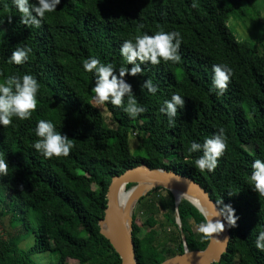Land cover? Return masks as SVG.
I'll return each instance as SVG.
<instances>
[{"label":"trees","instance_id":"trees-1","mask_svg":"<svg viewBox=\"0 0 264 264\" xmlns=\"http://www.w3.org/2000/svg\"><path fill=\"white\" fill-rule=\"evenodd\" d=\"M253 1L195 0L192 7L193 0H60L40 28L33 29L20 23L11 0H0V81L30 73L40 84L31 118L13 117V123L0 126V158L9 166L7 175L0 176V264H38L34 254L39 252L49 253L47 264H121L101 234L99 220L111 178L141 162L191 177L221 201L220 208H234L238 219L229 227L228 252L218 264H264V252L254 245L258 231L264 230V196L247 183L251 162L264 160V24H255L251 42L240 40L229 26L230 15L244 13ZM158 29L180 32L181 59L145 62L144 75L125 74L146 111L131 119L121 108L94 100L95 78L83 71L82 59L93 56L112 63L118 74L122 41ZM24 45L32 48L29 60L7 62L14 48ZM213 64L233 70L222 95L209 91ZM148 78L158 87L155 96L140 88ZM174 91L184 96V107L177 109L169 127L168 117L158 109ZM40 119L51 120L72 140L67 157L44 159L31 148ZM220 127L227 137L224 153L212 172H200L192 161L202 151L190 154L187 147L192 141L203 143ZM133 134L138 137L134 152ZM159 190L169 199L150 200ZM139 204L149 212L144 223L151 226L141 233L133 216L139 264H160L185 248L207 246L208 240L194 230L203 217L189 201L182 199L176 206L171 191L155 188ZM160 208L174 214H165L174 230L162 235L153 228V214ZM30 234L34 243L24 249L21 243ZM161 242L174 247L162 250Z\"/></svg>","mask_w":264,"mask_h":264},{"label":"clouds","instance_id":"clouds-1","mask_svg":"<svg viewBox=\"0 0 264 264\" xmlns=\"http://www.w3.org/2000/svg\"><path fill=\"white\" fill-rule=\"evenodd\" d=\"M16 12L20 15V23L33 29H39L42 19L46 13H53L60 0H11ZM192 7H196L193 0ZM182 37L179 31H164L158 29L151 35L147 33L136 34L129 39H124L120 45L119 53L122 63L118 70L114 71L112 63H102L96 57L89 56L82 59V69L86 73H92L95 84L91 91L94 100L103 104L110 103L114 107H119L131 119L143 114L146 108L137 102L133 94L131 85L124 79L125 74L136 76L144 75L141 68L142 63L152 65L159 64L161 61L177 63L180 61L179 47ZM32 48L24 45L14 48L7 62L21 65L29 60ZM132 67L129 68L128 65ZM212 77L209 91L216 90L217 95H222L227 89L228 82L233 75V70L226 64H213L211 66ZM40 84L30 73L23 75L11 74L5 76L0 81V126H8L13 123V117L18 120H28L37 108V93ZM141 90L155 96L158 87L148 78L140 85ZM184 107V96L179 92H172L170 99H165L159 107V112L168 117V125L172 127L175 123L177 109ZM14 126V125H13ZM36 139L32 142L33 148L44 159L51 157H67L73 148L70 138L62 135L56 130V126L51 120L40 119L36 121L34 128ZM227 144V137L223 127L218 128L211 136L205 137L203 143L190 142L187 147L188 153L202 151V155L192 161V165L200 172H212L218 162V158L224 153ZM7 162L0 158V176L7 175ZM247 183L259 194L264 196V160L254 159L251 162V173L247 177ZM233 191L229 189L228 194ZM121 204L124 200L120 201ZM193 207L203 217L196 231L201 234L203 240L213 239V234H220L225 228V223L211 217L223 216V220L228 227H235L238 217L234 214L235 210L230 204H224L219 211L207 213L196 201H189ZM217 203H221L220 200ZM225 238L224 240H226ZM255 247L264 252V230H259L254 240Z\"/></svg>","mask_w":264,"mask_h":264},{"label":"water","instance_id":"water-1","mask_svg":"<svg viewBox=\"0 0 264 264\" xmlns=\"http://www.w3.org/2000/svg\"><path fill=\"white\" fill-rule=\"evenodd\" d=\"M133 184L132 192L127 200L124 209H121L118 202L119 191ZM154 188H164L171 191L175 197L176 206L182 199L193 201L205 209L207 213L219 211L220 206L211 197L210 193L196 180L182 175L178 172L165 168H151L145 162L128 168L122 173L111 178L107 189V204L104 217L99 220L100 232L112 244L119 254L121 264H139L135 252V242L133 235V208L140 199ZM179 192L185 197L177 200L175 192ZM225 223V228L220 234H213L215 237L208 240L207 246L203 250H189L185 248L184 253L174 255L160 264H218L222 257L228 252L231 241V233L223 216L211 217ZM177 220L180 221L179 216ZM227 238L226 240H224Z\"/></svg>","mask_w":264,"mask_h":264},{"label":"rangeland","instance_id":"rangeland-1","mask_svg":"<svg viewBox=\"0 0 264 264\" xmlns=\"http://www.w3.org/2000/svg\"><path fill=\"white\" fill-rule=\"evenodd\" d=\"M248 7V4L245 6V8ZM264 24V0H254L248 7L247 10H244V13L236 12L232 13L229 17V26L232 29V31L235 33V35L240 40H246V41H253L256 36V30H255V24ZM99 107L102 109L105 117L109 121V113L99 104ZM137 135L133 134L130 138V145L132 148V151L134 152L136 149L135 147L138 146V140ZM251 149L250 147H248ZM155 189V188H154ZM129 190V189H127ZM153 190V189H152ZM152 190H150L145 196L146 197ZM159 195H152L150 200H155L156 202L159 201L160 197H163L165 199H169V194L164 190L158 191ZM142 197V198H143ZM169 211V212H168ZM169 213L170 216L174 215L173 212L169 209H157V211L153 214L156 224L153 226V228L159 232L160 235H162L164 232H172L174 230V227L168 223L166 220L165 214ZM176 215V214H175ZM133 216L137 217V225L141 227V233H145L151 229V226L145 224L144 222L149 217V212L143 208L139 201L137 204H135L133 208ZM177 220V215H176ZM192 220V219H191ZM178 224L181 225L180 221L177 220ZM193 222V220H192ZM194 223V222H193ZM195 224V223H194ZM197 225H195L194 230L196 231ZM34 243V235L30 234L22 243L21 247L24 249L29 248ZM162 243V242H161ZM159 243L160 248L162 250H165V248H173L174 243ZM34 259L38 264H47L49 260V253L45 252H39L34 254ZM74 262H70V264H73ZM76 263V262H75Z\"/></svg>","mask_w":264,"mask_h":264},{"label":"bare ground","instance_id":"bare-ground-1","mask_svg":"<svg viewBox=\"0 0 264 264\" xmlns=\"http://www.w3.org/2000/svg\"><path fill=\"white\" fill-rule=\"evenodd\" d=\"M131 192H132L131 189L127 190L124 187L120 189L119 196H118V202H119V206H120L121 209H124L125 208L126 203H127V200L129 198ZM175 195H176L177 200L182 199V197H185V195H182V194H180L177 191L175 192ZM121 200H124V203L123 204L120 203ZM193 201H196V199H193Z\"/></svg>","mask_w":264,"mask_h":264}]
</instances>
